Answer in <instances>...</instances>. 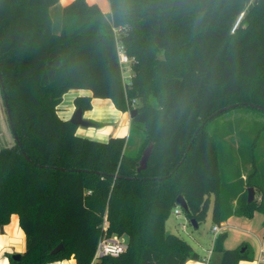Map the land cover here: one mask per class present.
Listing matches in <instances>:
<instances>
[{"label": "trees", "instance_id": "obj_1", "mask_svg": "<svg viewBox=\"0 0 264 264\" xmlns=\"http://www.w3.org/2000/svg\"><path fill=\"white\" fill-rule=\"evenodd\" d=\"M59 2L0 0V78L15 129L7 115L14 143L0 149V228L18 215L27 250L11 264H92L105 220L128 250L98 264H186L202 256L167 229L180 197L199 227L210 213L213 228L264 214V0L249 11L247 0H109L110 14L74 0L57 35ZM118 44L134 60L127 87ZM71 89L92 93L75 100L84 112L93 99L137 109L129 136H78L59 115ZM226 239L214 241L220 264L254 259Z\"/></svg>", "mask_w": 264, "mask_h": 264}, {"label": "crops", "instance_id": "obj_2", "mask_svg": "<svg viewBox=\"0 0 264 264\" xmlns=\"http://www.w3.org/2000/svg\"><path fill=\"white\" fill-rule=\"evenodd\" d=\"M74 0H60L59 4L51 9V17L53 20V32L61 34L63 27V10L67 5ZM91 5H97L101 8L104 14L111 13V6L109 0H87ZM258 0H253L257 3ZM253 4V5H255ZM55 17V18H54ZM70 95L73 100V105L63 108L65 97ZM78 97H92L90 91L72 90L68 92L63 99L59 109V115L64 120H70L77 108L75 100ZM92 109L84 112L83 119L95 123L96 128H101L105 121L114 120L113 126L107 127V130H96L94 134L106 141L111 137L125 138L129 136L131 129V113L121 112L116 109L111 100L93 99ZM63 108V109H62ZM101 124V125H100ZM116 125V127L114 126ZM95 131V129H92ZM85 134L78 128L77 135ZM82 137V136H80ZM84 138V137H83ZM98 139V138H94ZM100 141V142H101ZM107 142V141H106ZM175 213L181 215L183 212ZM9 224L0 228V264H11V258L14 255H23L26 250V234L20 225V218L18 215H13ZM187 218V217H186ZM188 220V219H187ZM200 228V227H199ZM227 234V241H225V248L228 250L237 249L240 246L247 244L250 246L254 259L251 261H242L240 264H264V214L256 212L252 219L246 217L233 216L228 221L220 226V232L210 242V247L204 246L201 241H198V248L193 249L200 255L201 260H189L186 264H220L221 257L213 252L214 241L220 234ZM52 264H77L74 258L62 262Z\"/></svg>", "mask_w": 264, "mask_h": 264}, {"label": "rangeland", "instance_id": "obj_3", "mask_svg": "<svg viewBox=\"0 0 264 264\" xmlns=\"http://www.w3.org/2000/svg\"><path fill=\"white\" fill-rule=\"evenodd\" d=\"M257 2V1H256ZM253 0H247L246 3V11H249L254 5ZM55 18V17H54ZM125 82V80H124ZM63 108L72 106L73 105V100L70 95H67L65 97V100L63 102ZM4 98L1 95L0 92V149L10 146L14 143V137L13 134L10 131L9 128V121L7 119L8 111L6 109ZM62 108V109H63ZM84 120L87 121V118ZM111 121H105V123H102L101 128H96L94 125L95 123L92 121H87L91 122L90 127H83L80 126L78 127L80 130H82L85 134H82L80 136L90 139V140H95V141H101L102 138L95 136L94 134L96 130H107V127L113 126L114 120L110 119ZM70 121V120H69ZM94 124V125H93ZM101 125V124H100ZM116 127V125H114ZM92 129H95V131H92ZM98 138V139H94ZM109 138L106 140L108 141ZM103 141V140H102ZM101 141V142H102ZM103 141V142H106ZM259 159H264V139L260 143V149H259ZM257 197V194L255 198ZM186 216L184 214L181 215H176L175 213L171 216L170 220L167 223V229L170 233L175 234L180 236L183 239H186V241L192 245L195 249L198 248V241H201L204 246L210 247V242L212 239L217 235L213 231V224L212 219H211V213L210 216L208 217L207 221L202 223L199 229H194L193 226L191 225Z\"/></svg>", "mask_w": 264, "mask_h": 264}, {"label": "built area", "instance_id": "obj_4", "mask_svg": "<svg viewBox=\"0 0 264 264\" xmlns=\"http://www.w3.org/2000/svg\"><path fill=\"white\" fill-rule=\"evenodd\" d=\"M118 54H119V61L121 66V72L123 75V80H125L124 85L127 87L131 84L134 60L128 56L124 47L120 44H118ZM178 212H180L179 209L176 211V213ZM108 228H109L108 220H105L103 227L105 233L100 240L98 249L96 251L97 253L95 254L92 264H98L101 261V259L104 257H119L120 255L125 254V252L128 250L127 243L124 239H121L118 236H112V237L108 236ZM213 231L218 234L220 232V227L218 226L214 227Z\"/></svg>", "mask_w": 264, "mask_h": 264}, {"label": "water", "instance_id": "obj_5", "mask_svg": "<svg viewBox=\"0 0 264 264\" xmlns=\"http://www.w3.org/2000/svg\"><path fill=\"white\" fill-rule=\"evenodd\" d=\"M1 80V85L3 86V91H4V96H5V103H6V108L8 109V117L10 119V125H11V129H12V132H15V129H14V126H13V122L11 121V114H10V110H9V103H8V98L6 96V92H5V87L4 86V83H3V78L1 77L0 78ZM240 105H237V106H234V107H228V108H225L223 109L222 111H219L217 112L215 115H213L212 117H210L208 119V121L212 120L213 118L217 117V115H221L223 114L224 112H227V111H230L232 108L235 109V107H238ZM259 109H262L261 107H258ZM138 113V110L135 109L131 112V119L135 118L136 115ZM83 116H84V111L82 109H77L76 112L74 113L73 117L70 119L71 123L77 127H80V126H83V127H90L91 125V122H87L86 120L83 119ZM207 121V122H208ZM205 126V124L203 125V127ZM15 139L16 141H19L18 137L15 136ZM20 147L22 148V145H20ZM153 149H154V146L153 144H151L143 153V157L140 161V165H139V168H138V172L141 173L143 171H145L148 167V164H149V161H150V158L152 156V152H153ZM255 196H256V192L253 188H250L249 189V196H248V202L251 203L255 200ZM178 205L181 206L180 208L184 211H188V205H187V202L186 200L183 198V197H180L179 200H178ZM192 223V226L194 229H198L199 226H198V223L193 220L191 221ZM62 250H64V246L63 245H60L58 246L53 252L52 254L55 255L59 252H61ZM242 252H244V249H242ZM21 256L22 255H14L12 257L13 260L15 261H19L21 259Z\"/></svg>", "mask_w": 264, "mask_h": 264}]
</instances>
